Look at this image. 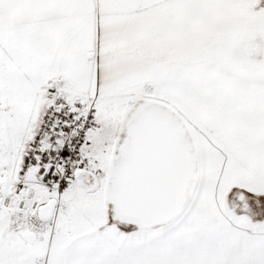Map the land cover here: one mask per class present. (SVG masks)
Segmentation results:
<instances>
[{
  "label": "snow or ice",
  "instance_id": "1",
  "mask_svg": "<svg viewBox=\"0 0 264 264\" xmlns=\"http://www.w3.org/2000/svg\"><path fill=\"white\" fill-rule=\"evenodd\" d=\"M0 264H264V0H0Z\"/></svg>",
  "mask_w": 264,
  "mask_h": 264
}]
</instances>
